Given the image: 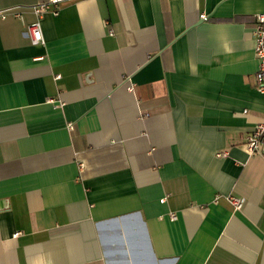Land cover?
I'll list each match as a JSON object with an SVG mask.
<instances>
[{"label":"crops","instance_id":"obj_1","mask_svg":"<svg viewBox=\"0 0 264 264\" xmlns=\"http://www.w3.org/2000/svg\"><path fill=\"white\" fill-rule=\"evenodd\" d=\"M44 1L0 0V264H264V0H68L33 44Z\"/></svg>","mask_w":264,"mask_h":264},{"label":"built area","instance_id":"obj_2","mask_svg":"<svg viewBox=\"0 0 264 264\" xmlns=\"http://www.w3.org/2000/svg\"><path fill=\"white\" fill-rule=\"evenodd\" d=\"M68 0H46L33 6V10L37 15V20L26 25V32L33 44H43L45 42L41 19L47 12H52L53 15L58 14V7L63 2ZM203 19H207L202 15ZM113 34V31H110ZM255 39V55L258 60V70L256 72L257 89L264 94V9L256 16V24L254 27ZM70 128L72 125H69ZM243 147L249 155L264 154V121L258 123L245 138ZM230 202L235 209H241L244 206V198L235 196L230 197ZM172 218H176V214H171ZM19 232H15L16 237Z\"/></svg>","mask_w":264,"mask_h":264}]
</instances>
